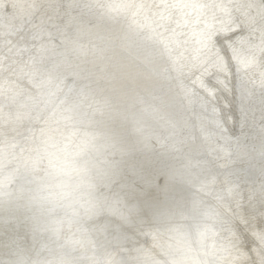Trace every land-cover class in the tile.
<instances>
[{
    "label": "bare ground",
    "instance_id": "6f19581e",
    "mask_svg": "<svg viewBox=\"0 0 264 264\" xmlns=\"http://www.w3.org/2000/svg\"><path fill=\"white\" fill-rule=\"evenodd\" d=\"M0 264H264V0H0Z\"/></svg>",
    "mask_w": 264,
    "mask_h": 264
}]
</instances>
